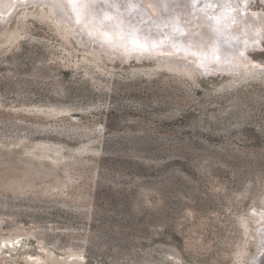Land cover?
<instances>
[{
    "label": "rangeland",
    "instance_id": "1",
    "mask_svg": "<svg viewBox=\"0 0 264 264\" xmlns=\"http://www.w3.org/2000/svg\"><path fill=\"white\" fill-rule=\"evenodd\" d=\"M17 1L0 27V264H252L264 1L249 4L257 35L243 70L213 75L167 47L121 61L48 4ZM219 1L193 0L188 30Z\"/></svg>",
    "mask_w": 264,
    "mask_h": 264
},
{
    "label": "bare ground",
    "instance_id": "2",
    "mask_svg": "<svg viewBox=\"0 0 264 264\" xmlns=\"http://www.w3.org/2000/svg\"><path fill=\"white\" fill-rule=\"evenodd\" d=\"M15 1L16 0H0V15L1 16L5 15L11 9L13 10V8L15 6L14 5ZM37 1L38 2L40 1L41 4H48L52 8V11L55 13L57 19H59L63 23H68L70 25V27L72 28V31L75 32V34L81 40H84L86 42V44L87 43L93 44V43H90V42L86 41L82 36H80L79 28L75 29L73 27L74 20L78 21V24H79L78 27H80V22H79L78 16H77V15H80V14H78L76 12L74 4L76 6L77 3H82L81 1H83V0H37ZM127 1L130 2V7H132L131 8L132 11L133 12L136 11V12H138L137 14H140L139 11H138L139 9L135 8V6H137V5L136 4L131 5V1L130 0H127ZM172 1H174V4H176V3H179V4H178L177 9L175 8L176 7L175 6L174 8H171L170 11L168 10V12L162 17L163 18L162 22L158 23L161 26L160 37H147V39H142V37H140L142 35L136 37V34H137L136 32H138V31L135 30V31L130 33L131 35L126 33L123 37H119V38L116 37L115 41L118 43V42H120L122 40L123 41L125 40L123 48L126 51H142L143 49H146L145 47H148L147 49H151L149 47L153 46L154 44H156L158 42V40L164 41V43L161 44L160 48L161 47L162 48L163 47L164 48L167 47V49H171L174 52V54L177 55L178 57H184V58L185 57H191V58L194 59V62L198 66L199 69H201L202 71H206V69L203 70L204 67H207L206 64H205L206 60H204V58H202V57L194 58L193 56H191L190 53H187V50H184V48L187 45L186 42L187 41L190 42L191 40H193L192 36L194 35V33H192L191 31L188 30V34H190V35H189V38L186 37L187 39H177V38L173 37L175 35L174 31L176 29H178L180 27H182V28H184V27L188 28L189 27V25H187V23H186L189 20L188 19V15L189 14L195 15V16L198 15V13H197L198 12V6H196L195 4L192 5L193 0H182V2H180V0H172ZM250 1L251 0H228V2L225 4L222 0H220L217 3V4L221 3L220 6L217 9L215 8L216 9L215 12L210 13V14H213V17H209V15L207 14L208 11H210V9H208L207 13H206L208 16H206V15L204 16L203 15V16H200L199 18L197 17L198 18L197 22H198V24L201 27L202 26L204 27L203 24H205V22H207L208 25H207L206 29L207 30L210 29V31H208V32H202L201 34L199 33L200 35L199 34L196 35V36H198L196 39L199 38L198 40H203L204 41L205 40V36L210 39L207 42V44H208L207 47L204 48L205 51H208L210 48L214 49L213 45H214L215 42L216 43L219 42L220 44H221V41H223V40H225V42H226L229 39V37L231 36L230 33L233 34L232 37H234V38L236 37L237 38V42H239V41L242 42L244 40V42H245L244 45L245 46L246 45L250 46V45L253 44V42L255 41V40L253 41L254 36L257 35V34H255V33H257L256 32V25L253 24V20H252V24H251V22H250L251 19H250V21L249 20L245 21V20H247V17H248L247 15L249 14L247 12L249 10ZM93 3H94L95 6L98 5L96 3V0L93 1ZM213 3L215 4L216 1H213ZM182 4H184V5H182ZM186 4L187 5L189 4L190 7L186 8V6H185ZM144 6H145L146 9L149 10V12H152V17L154 15V18L153 19H149V21L146 20V16L143 17L141 14L138 15L139 18H141V19L144 18V22L147 25L150 24V26H151V24L154 23V21H156L157 19H161V17H160L161 15L159 14L158 7H157L156 4L153 5V4L148 2ZM214 6L216 7L217 5H213V7ZM101 13L104 16H106V19H107L106 21H104L105 29H103V30L105 32L110 31L109 27L110 28H114V25H115L114 19L111 17V15H113V13H111V11L109 12L108 10H104V9H102ZM109 13H110V15H109ZM97 14H100V13L97 12ZM238 15H240V16H238ZM86 17L87 16H83L82 20L84 21L86 19ZM249 18H250V16H249ZM257 18H258V16H257ZM259 18H260V15H259ZM183 19L185 20L184 23L182 22ZM236 21H237V23L235 24ZM91 22H95V21L92 20ZM262 22H264V21H262ZM182 25H184V26H182ZM227 26H230V28H227ZM257 28L261 32H263L264 24L263 23L262 24L259 23ZM143 36H145V35H143ZM218 36L221 39H217ZM87 40H89V39H87ZM257 41H259V40H257ZM255 43H256V41H255ZM179 44L180 45L182 44V47L177 46ZM183 44H184V46H183ZM237 46H238V44H237ZM240 46L241 45H239L238 48H240ZM153 47H155V46H153ZM98 48L102 49L101 47H98ZM155 49H157V48H155ZM145 51H147V50H145ZM244 56H245L244 52H243L242 55H240V56L238 55V57L233 56L229 63L227 62L225 65L223 64V66H221L222 67L221 70L225 71V72L236 73L238 71L237 69H239V67H241V64H243V63H245V61H247ZM148 57H151V56H148ZM141 59H146V58H140V59H138V61L141 60ZM163 60L164 61L165 60H169V62H171V63L173 61V62L179 63L180 65H185L187 63L185 61L182 62V61L177 60V59H172V58H170L168 56H167V58H164ZM170 60H172V61H170ZM258 65H260V64H258ZM191 67H193V66H191ZM233 69H235L237 71H231ZM257 232H258V241L259 242H258V248H257V251H256V255L253 256V259H252V264H260V262L262 260V258H260V257H262V255H264V224L259 226ZM18 238L19 237H11V238H9V242L8 243L5 242L4 245H6V246L14 245L15 242H19L20 241ZM73 256H74V254L73 255H69L68 258L70 260H74Z\"/></svg>",
    "mask_w": 264,
    "mask_h": 264
},
{
    "label": "water",
    "instance_id": "3",
    "mask_svg": "<svg viewBox=\"0 0 264 264\" xmlns=\"http://www.w3.org/2000/svg\"><path fill=\"white\" fill-rule=\"evenodd\" d=\"M17 0L15 1V9L20 6L21 3L17 4ZM82 3H77L76 6L74 4V7L76 9V12L80 15L78 16V20L80 22L79 27V34L82 36L86 41L93 43L97 45L98 47H101L105 51L111 53L112 55L116 56V58L120 59L124 62L129 61H135L138 62V59L140 58H148V56H154L159 55L160 51L159 48L164 41L158 40L156 44L153 46L145 47L146 49H143L142 51H126L123 48V45L125 43V40L116 42V37H123L126 33L131 35L130 33L137 30L136 37L140 36L142 39H147V37H160L161 34V26L158 24L162 22L163 16L170 11L171 8L177 9L178 4H174V1L172 0H135V4L138 6L139 9H141L142 13H145L147 17L150 16L146 13L145 4L148 2L151 4H156L158 7L159 14L161 15V19H157L154 21V23L147 25L144 22V18H139L137 14L138 12H133L132 7H130V2L127 0H96V3L98 5H94V3L90 0H83ZM182 2V0H180ZM184 5V4H182ZM14 9V10H15ZM102 9L108 10L109 12L113 13L111 17L114 19L115 25L114 28H110V31L105 32L103 30L104 21L106 20V16H104L101 11ZM145 11V12H144ZM9 12V13H8ZM5 15H0V27L5 24V20H8L13 13L12 9L8 11ZM100 13V14H97ZM110 15V13H109ZM83 16H87L86 19L83 21ZM94 20L97 22L96 27L92 26L91 21ZM188 20V19H187ZM183 23L185 20L183 19ZM188 25V24H187ZM204 25V24H203ZM184 26V25H182ZM206 26V25H204ZM205 28V27H203ZM175 30V29H174ZM206 29H201V27H197V29L192 33L194 35L192 36L193 40L190 42H186V47L184 50H187V53H190L191 56L194 58L202 57L204 58L205 64L207 67H204L203 70L206 69L205 74L213 75L215 72H220L219 70L222 69L221 66L223 64L225 65L227 62L229 63L233 56L238 57V55H242L244 51L251 52L249 45H244V40L242 42H237V38L230 36L229 39L225 42V40L221 41V44L219 42H215L213 48H210L208 51H205L204 48L207 47V42L210 40L205 36V40H198L196 39L200 31L203 32ZM124 32V34L122 33ZM177 31V32H176ZM175 35L173 37L177 39H187L188 36V28L187 27H180L174 31ZM197 33V34H196ZM201 34V33H200ZM199 34V35H200ZM145 35V36H143ZM196 36V37H195ZM208 36V35H207ZM146 37V38H145ZM115 38V39H114ZM89 39V40H87ZM217 39H221L219 36ZM220 41V40H219ZM116 42V43H115ZM166 42V41H165ZM238 44V46H237ZM240 46V48H238ZM182 47V44L177 45ZM184 46V44H183ZM157 48V49H155ZM147 50V51H145ZM158 51V52H157ZM138 52V53H137ZM208 64V65H207ZM217 66L218 69H211L209 66ZM202 68V67H201ZM237 70H243V68L237 69ZM235 69L231 71H237ZM262 258L260 264H264V255H262Z\"/></svg>",
    "mask_w": 264,
    "mask_h": 264
}]
</instances>
